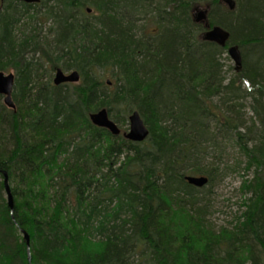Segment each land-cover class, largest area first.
Segmentation results:
<instances>
[{"label": "trees", "instance_id": "1", "mask_svg": "<svg viewBox=\"0 0 264 264\" xmlns=\"http://www.w3.org/2000/svg\"><path fill=\"white\" fill-rule=\"evenodd\" d=\"M49 1L0 7V69L19 68L18 112L0 96V264H264V0L249 7L256 16L235 25L211 12L243 46L262 51L238 74L254 86L242 90L253 100L250 118L238 83L222 76V48L199 41L186 16L179 18L185 31L167 32L143 56L132 27L117 18L122 0ZM191 1L175 3L187 9ZM87 4L100 13L97 23L74 15ZM30 50L44 59L27 61ZM57 67L80 70L82 82L53 85ZM108 77L115 87L107 90ZM115 100L141 110L151 130L142 148L90 122L89 112L107 106L126 123L112 110ZM231 141L256 173L244 185L251 197L237 224L217 229L184 176L205 174L212 183ZM124 152L131 155L121 160ZM1 171L10 175L18 225ZM100 178L109 188L95 189ZM96 191L109 192L114 209L102 208ZM22 229L31 236V262Z\"/></svg>", "mask_w": 264, "mask_h": 264}, {"label": "bare ground", "instance_id": "2", "mask_svg": "<svg viewBox=\"0 0 264 264\" xmlns=\"http://www.w3.org/2000/svg\"><path fill=\"white\" fill-rule=\"evenodd\" d=\"M8 1H12V0H0V7H3V5ZM18 1L22 2V3L33 5V4H39L42 0H38L35 2H27L25 0H18ZM61 1H64V0H50L48 3H49V6H53V7L56 6L57 7L59 2H61ZM175 1L176 0H138V1H136V4L133 5L134 9H132V0H122L123 4L116 7V10H117L116 15H117V18L122 21L123 25L126 24L127 26L132 27L131 30L133 32H135V35L137 36V37L135 36V39H137V41H138L137 44L139 45V46L136 45L137 46L136 48L137 49L142 48L141 50H142L143 56L150 48L155 47V45H156L155 40L161 41L167 32L177 31L179 33H182V31H185V30L179 28V18H181V16H184V17L186 16L188 18V20H187L188 22H193L194 24L197 25V27H199V29H196L197 30L196 36L198 37L199 41L215 44V45L219 46L220 48H222L221 53H222V51H226L228 53L229 57L234 62L235 71L237 72L236 77L232 78L236 81V85H237V83H238L237 80H240V76L238 75L239 72L242 71L245 64L247 66H249V64H250V63H247L245 61V55L247 56V59H248V57H250V52L255 48L249 46L247 48V52H246V47L248 45L243 46L241 44V39L238 36H235V38H233L234 33L231 31V29L226 28L225 26L219 24L218 22H212L211 21V12L215 13V17L218 18L219 20L231 22V23H234V25H235V24L239 23L240 21H242V18H244L246 15L256 16L255 12L253 10H251L249 7L250 6H256V4L253 2H258L259 0H240V1L239 0H233L234 4L232 6L229 5L226 2V0H194V1L190 2V6H188L187 9L183 5H178L177 3H175ZM66 2L69 3L68 1H66ZM76 10L77 11L74 15L75 16L78 15V17H81L83 19H88L89 21H93L94 23H97L98 20L100 19V13L97 10H95V7L93 4L84 5L82 7V9H76ZM203 11H207L206 20L205 19L200 20V18H199L200 13H202ZM10 14L12 16V20L18 19L19 13L11 11ZM23 18H28V17L24 16ZM143 20H145V22H143ZM19 23H21V22H19ZM26 26H28V25H26ZM50 26H51V23H47L43 27L44 31H46V29ZM215 27H221L224 30H226L227 32H229L230 35H229V39H228L226 45L222 46L221 44H219L215 41L207 40L204 38L206 32L214 29ZM26 30L32 31L29 27ZM27 33L30 34L31 32L30 33L27 32ZM235 34H236V32H235ZM40 35H41L40 37L42 39L43 33L41 32ZM146 44H148V45H146ZM133 47L134 46H131V48H133ZM233 47H237L239 52H240L241 65H240L239 70L237 69L238 64H237L236 60L233 58V56L230 53V49ZM198 49L199 50H197V48H196V51L199 52L198 56H201L200 54L203 53V50H206V48H201V47H199ZM249 50H251V51L248 53ZM220 54L217 55L216 58L219 61V68L221 69L222 76H223L224 65L219 59ZM261 57L258 59H261ZM25 59L29 62L32 60H37V59L38 60L44 59V54L39 50H37L36 52H33L30 50L27 53V55L25 56ZM258 59L257 58L254 59L255 64L258 62L257 61ZM40 64H42V63H40ZM44 65L48 66L47 63H44ZM16 69H19V68L14 66V67H9L8 69H4V70L0 69V72H2L5 76H9L11 74L14 76V85H13V89H12V101H13L14 106H9L5 102V98L7 96L6 94L0 93V96L2 97L3 104L8 109L12 110L15 113H17L19 110V105L14 98V92H15V88H16V78H17V70ZM58 69H61L66 75H70L74 72H77L80 76V80L77 82H63L61 84H56L55 83V77H56V73H57ZM10 70H15L16 72H11ZM48 70H51V68H49ZM8 71H10V72H8ZM237 76H238V78H237ZM82 79H83V75H82V72L80 70H78V69L65 70L62 67L55 68V70L52 71V77H51L53 85L65 86V88H66V86L69 88H73L72 86L80 84L82 82ZM241 81L245 82L242 79H241ZM106 82H107V86H105V87L107 88V90H108V88L112 89L115 87V84L113 83V81L111 80L110 77L106 78ZM166 105H167V103H166ZM168 106H169V104H168ZM102 110L107 111L109 119L117 125V127L119 129V133L116 134V133L112 132L109 128L96 125L93 122V120L91 119V115L98 113ZM109 110L110 109L107 106H104V107H101L98 109H93L88 114L90 122L96 127L103 128V129H106L107 131H109L112 138H118V137L122 138L123 140L119 139L120 142L131 143V144L137 145V147H140V148H142V146L144 144L148 143L149 138L151 136V130H150L149 125L146 123L144 116H143L141 110L139 109L138 105H136L135 103L124 104V103L118 102L116 100L114 101L112 110L117 116L124 117L123 121L126 123H124L123 125L119 124L111 116V112ZM250 112L244 111L245 115L248 118L254 116L252 109ZM24 115H26V114H24ZM136 121L139 123L141 122L143 127L147 131V134H146L144 139L137 140V139H134V138H131L128 136L131 133V131L133 132V124H135ZM124 153L125 154H123L120 158L121 160H124L126 156L131 155L127 152H124ZM242 157L246 158V156H244V155ZM98 163L100 164V161H98L97 164ZM132 164L133 163L130 162V165H132ZM104 171L107 172L108 169L104 167ZM1 174L4 175L3 183H4L5 193L7 196L8 207L10 210V217H12L16 221V219H15L16 201H15V197L12 193L10 175L7 171H1ZM188 176L191 178L206 177V178H208V182L204 186H198L197 184L190 182V180L188 179ZM110 177H111L110 178L111 181H109V183H108L109 186L111 184H113V182L115 181L114 176H110ZM253 178H254V176H253ZM253 178H252V180H253ZM184 180L188 185L199 189V191H197L198 193L201 192L203 189L209 187L211 184L209 176H207L205 174L188 173V174H185ZM109 186L106 185V182L103 178L95 180V184H94L95 189L101 188V190H103V189L109 188ZM7 187L10 188L11 194L13 196V203H14L13 207L10 205V202H9V194H8V188ZM164 187L170 188V189H175L178 191L181 190V188H178V187L174 188L172 186L168 187V185L164 186ZM98 195H101L104 198L101 201V203H103L101 206L102 208L107 207L108 209H114V203L111 202L110 198H108V197H110L109 192H107V191H96L94 193V196H98ZM16 224L18 225L17 221H16ZM21 231L24 235V239H25L26 244H27L28 259H29V256H31V260H29L31 262L32 261L31 236L26 230L22 229ZM25 232L30 237V245H28L27 239L25 237Z\"/></svg>", "mask_w": 264, "mask_h": 264}, {"label": "rangeland", "instance_id": "3", "mask_svg": "<svg viewBox=\"0 0 264 264\" xmlns=\"http://www.w3.org/2000/svg\"><path fill=\"white\" fill-rule=\"evenodd\" d=\"M248 47H246V52ZM254 48L252 51H248V53L251 51L248 59L245 55V61L250 63L249 65L255 64L254 59L262 56L261 49L259 50L257 46H254ZM219 59L224 65L223 76L226 79L225 82L235 78L237 72L235 71L234 62L228 53L222 51ZM10 71L16 72L15 70ZM237 81L238 87L241 88L238 102L242 105L244 111L250 112L253 104L252 97L244 94L242 90L247 89L251 91L254 86L249 85L246 81ZM228 146L229 154L226 155L225 165L221 166L222 170L215 174L213 182L209 187L198 193L201 205H206L208 220L217 229L232 228L237 224L245 210L246 201L251 197V194L246 192L244 185H247L256 173L254 168H247V159L242 157V153L234 142L231 141Z\"/></svg>", "mask_w": 264, "mask_h": 264}, {"label": "water", "instance_id": "4", "mask_svg": "<svg viewBox=\"0 0 264 264\" xmlns=\"http://www.w3.org/2000/svg\"><path fill=\"white\" fill-rule=\"evenodd\" d=\"M27 2H35L38 0H25ZM226 2L229 5H233L234 1L233 0H226ZM200 20H206L207 18V11H203L199 15ZM229 32L224 30L221 27H215L212 30H209L206 32L204 38L207 40L215 41L222 46L226 45L228 39H229ZM230 53L233 56V58L236 60L238 67L237 69H240L241 65V56L240 52L237 47H233L230 49ZM80 80V76L77 72H74L70 75H66L61 69L57 70L56 77H55V83L56 84H61L63 82H77ZM14 85V76L11 74L9 76H5L2 72H0V93L6 94L5 102L9 106H14L13 101H12V89ZM91 119L96 125L102 126V127H107L109 128L112 132L114 133H119V129L117 125L112 122L109 119L108 113L106 110H102L98 113L92 114ZM147 134V131L143 127L142 123L140 122H135L133 124V132L128 135L131 138L141 140L144 139ZM188 179L190 182L197 184L198 186H204L208 182V178L206 177H199V178H191L188 176ZM8 188V187H7ZM8 194H9V202L10 205L13 207V196L11 194L10 188H8ZM25 237L27 239L28 245H30V237L29 235L25 232ZM29 260H31V256H29Z\"/></svg>", "mask_w": 264, "mask_h": 264}]
</instances>
